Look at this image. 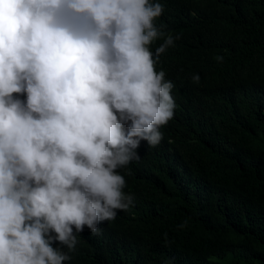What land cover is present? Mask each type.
<instances>
[{
    "label": "clouds",
    "instance_id": "obj_1",
    "mask_svg": "<svg viewBox=\"0 0 264 264\" xmlns=\"http://www.w3.org/2000/svg\"><path fill=\"white\" fill-rule=\"evenodd\" d=\"M164 9L0 0V264H68L86 227L99 236L135 206L121 171L161 143L176 107L163 54L180 37Z\"/></svg>",
    "mask_w": 264,
    "mask_h": 264
},
{
    "label": "trees",
    "instance_id": "obj_2",
    "mask_svg": "<svg viewBox=\"0 0 264 264\" xmlns=\"http://www.w3.org/2000/svg\"><path fill=\"white\" fill-rule=\"evenodd\" d=\"M164 1L173 118L121 171L135 206L68 264H264V0Z\"/></svg>",
    "mask_w": 264,
    "mask_h": 264
},
{
    "label": "rangeland",
    "instance_id": "obj_3",
    "mask_svg": "<svg viewBox=\"0 0 264 264\" xmlns=\"http://www.w3.org/2000/svg\"><path fill=\"white\" fill-rule=\"evenodd\" d=\"M254 264H260V263H254Z\"/></svg>",
    "mask_w": 264,
    "mask_h": 264
}]
</instances>
